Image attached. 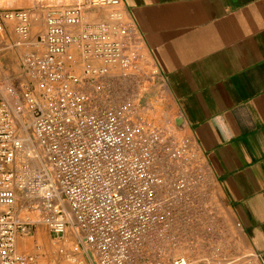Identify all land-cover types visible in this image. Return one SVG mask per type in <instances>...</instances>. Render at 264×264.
Segmentation results:
<instances>
[{"label":"built area","instance_id":"built-area-1","mask_svg":"<svg viewBox=\"0 0 264 264\" xmlns=\"http://www.w3.org/2000/svg\"><path fill=\"white\" fill-rule=\"evenodd\" d=\"M119 4L49 9L34 41L26 13L4 15L16 21V45L27 48L22 77L0 80V264H42L17 249L34 226L17 215L18 194L35 199L55 238L69 231L96 264H206L171 253L196 228L208 186L195 151L139 116L131 97L120 99L138 71L134 30L118 12L83 23L85 9Z\"/></svg>","mask_w":264,"mask_h":264},{"label":"crops","instance_id":"crops-1","mask_svg":"<svg viewBox=\"0 0 264 264\" xmlns=\"http://www.w3.org/2000/svg\"><path fill=\"white\" fill-rule=\"evenodd\" d=\"M78 1L0 0L3 79L22 77L7 63L27 48L18 49L16 21L4 15L26 13L34 41L45 11ZM116 12L140 56L123 88L145 120L155 125L149 111L162 112L191 139L208 176L196 228L177 253L206 264H264V0H120L85 9L83 23L109 22Z\"/></svg>","mask_w":264,"mask_h":264},{"label":"rangeland","instance_id":"rangeland-1","mask_svg":"<svg viewBox=\"0 0 264 264\" xmlns=\"http://www.w3.org/2000/svg\"><path fill=\"white\" fill-rule=\"evenodd\" d=\"M18 49L21 48L18 47ZM8 51L9 49L4 50V52H8ZM22 55L23 52L21 51L19 62L10 61L9 63H7L8 68L11 71H16L18 69L19 73H21ZM80 65L81 64H78V66L75 68V71L78 75H81L82 72V67ZM14 78H18V76L14 75L11 78H9V80H13ZM0 80H5V79H3V76L0 75ZM122 89H123L122 94H120L121 100L128 99L130 97L131 99H133V95L129 93L127 88H122ZM149 114H152L157 117L158 123L153 125L155 126V128H157L162 133L168 132L169 130L175 131L178 137L187 138L189 140L191 150H195L191 139L188 138L187 136L179 134L177 130L178 128H176L172 124H169V122L165 120L163 116H161L163 114L162 112L158 113V111L156 110L153 111L151 110L149 111ZM138 115L144 117L145 111L143 109L142 110L138 109ZM26 127H28V122L22 123V130L24 131V133L21 131V134L25 135L24 138H28ZM200 167H202V165H200ZM206 177H207L206 180L208 182V176L206 175ZM206 194L207 193L201 192V196H206ZM32 200L35 199L28 200L22 197L21 194H18L16 199L15 209L17 215L24 220H29L34 223L30 235L19 237L17 239L18 251L24 254L37 256L40 263L42 264H72V262L70 261L71 258L78 259L83 264H96L95 261L93 260L92 255L89 252L87 253L86 251H83V249L79 246V244H77L75 238L71 235L69 231L65 232L64 239L61 240L55 238V236L50 232L49 228L47 227V224L44 222V216H45L44 210L35 208V206L31 204ZM22 241H26V244H21ZM171 248L172 247L170 246V250ZM173 248L175 249V252L171 251V253L173 255H177L178 248L177 247H173ZM180 253L181 252H179V254ZM182 254L183 253H181L180 255Z\"/></svg>","mask_w":264,"mask_h":264},{"label":"bare ground","instance_id":"bare-ground-1","mask_svg":"<svg viewBox=\"0 0 264 264\" xmlns=\"http://www.w3.org/2000/svg\"><path fill=\"white\" fill-rule=\"evenodd\" d=\"M58 201H59L60 203H62V200H61V198H60V197H58ZM58 201H57V202H58Z\"/></svg>","mask_w":264,"mask_h":264}]
</instances>
